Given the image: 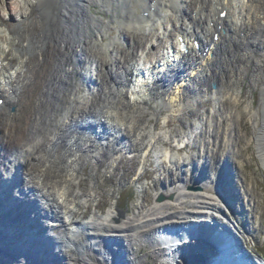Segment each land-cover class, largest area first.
I'll return each mask as SVG.
<instances>
[{
  "label": "bare ground",
  "instance_id": "obj_1",
  "mask_svg": "<svg viewBox=\"0 0 264 264\" xmlns=\"http://www.w3.org/2000/svg\"><path fill=\"white\" fill-rule=\"evenodd\" d=\"M136 1L142 9L144 8L143 14L138 13L133 0H0V9L3 11L2 16L0 14V96L5 99L4 103L0 104V165H6L9 170L15 168V180L19 175L23 177V189H16V192H25L27 189L34 196L40 195L52 200L56 199L57 189V199L60 206L64 207L65 215L75 220L73 228L68 232H61L60 235L42 231L46 239L44 244H33L18 235L15 238L20 244V249L9 246L10 241H0V264H111V261L100 253L102 249L108 252L113 250L116 254L118 252L121 257L127 256L130 264H146V257L150 254H154V264H210V261H215L211 252L214 244H218L222 238L217 224L222 229L226 228L217 219L215 221V217L225 219L226 204L232 201L225 196V193L229 194L227 183L222 190H216L208 181L200 182L202 176L199 181H193L192 187L178 184L168 189L163 186L159 190L165 196L163 200H155L145 213L136 212L135 216L122 223V220L114 222L115 219L118 220L116 213L120 210L117 206L110 207L107 214L94 221V224L91 220L93 216L84 221L78 218L83 214L82 196L73 194V200L69 202L68 190L78 183V169L85 167L91 158L97 159L102 145L104 146L113 135V132H110L108 137L106 132L98 131L93 126L86 128L83 123L84 114L94 112L98 116L100 126L120 132L127 123H137L135 114L143 105L148 107L145 96H150L152 91L162 88L163 92L170 93L174 89L170 99L163 102L164 107L176 111L177 108L184 107L183 91L188 84L193 82L198 87V90H192L193 93L201 89L208 90L207 82L210 78L207 73H214L223 67V64H215L214 71L210 69L216 55H219L220 59L224 57L225 45L231 44L235 47L237 43V48L243 52L241 55L232 54V57L228 55L232 59L231 63L236 64L237 71L242 75L245 72L247 74L249 59L258 45H261V51H264V41L260 35L264 31V17L261 15L264 4L263 8H258L262 2L260 0H209V3L207 0ZM184 4L186 7L183 10ZM216 4L229 8L226 19L216 22L224 23V32L219 41L221 49L213 42L211 36L215 31L211 21L212 13L218 8ZM188 9L191 13L198 9L199 17L192 15V19L187 21V15H181V12L188 13ZM109 14L112 15L111 18L108 17ZM14 18L18 20L13 21ZM201 21L205 23L202 26ZM112 28L117 34H112ZM245 28L246 34L241 38L240 30ZM122 30L125 31L124 35ZM19 33L24 36H17ZM181 35L190 43L200 38L203 50L209 46L208 56L200 55L192 43L190 52L183 53L179 49L178 41ZM169 50H173L169 55L175 56V60L165 56ZM134 51L136 56L127 61L129 67L126 69L123 62L126 61L127 55L133 54ZM79 54L83 56L82 62ZM133 64H136L134 68L131 67ZM258 65L264 67V57L259 59ZM103 68H106L104 72ZM119 71L127 78H122ZM137 72L140 74L136 77ZM168 73L181 76L182 82L172 89H167L172 81ZM241 74V77L237 78L232 75L229 85H224L223 80L218 79L219 90L215 92L216 94L221 91L218 107L220 112L216 124L225 118L228 121V126L222 131L227 137L224 139L226 146L231 149L234 148L235 134L238 132L236 126L239 124L241 112L234 111L233 108L225 109L224 98L228 95L239 101L241 86L237 83L242 78ZM129 75H133L132 80H129ZM76 76L80 78L76 79ZM115 78H118L120 87L118 90L114 88L113 91L109 88V83L116 80ZM89 81L94 85L89 84ZM233 90H236L237 94H234ZM261 90L262 110L258 109L255 115L259 116L262 125L256 123L255 139L257 154L264 166V87ZM59 100H62L61 105L56 108L53 103ZM98 105H101L99 109ZM130 106L133 109L131 116L125 114ZM211 112L213 111H209L203 118V123L208 121L206 146L216 147L221 142L218 137L221 131L220 128H213L215 117ZM76 114L78 117H75ZM167 116L168 114L165 117ZM200 125L201 123L198 129ZM64 126H73L76 135L63 137L61 145L55 144V147H59L56 150L54 141L57 142L58 131ZM44 138L50 141V145L53 143V148L50 147L55 155L52 152L47 153L49 161L51 164L57 161V168L60 167L65 173L64 181H61L60 186L58 184L59 187L51 182L49 183L52 185L48 186L43 181L41 172L35 176L33 174L32 183L27 181V176L33 173L32 170L36 166L33 161L42 157L38 155L37 145L44 144ZM29 143L36 145V150L35 147L31 150L24 147ZM14 150H18L19 156L14 154ZM161 156L163 159L173 158L169 150H165ZM207 160V156L204 157V161L208 162ZM222 160L225 165L230 164L228 154L223 155ZM203 167L207 169L205 163L202 169ZM18 168L20 170H17ZM46 188L47 191H44ZM185 203L192 208H187ZM196 215H201L203 219L196 220ZM119 216L122 217L121 214ZM202 222L211 226L208 232H204ZM231 222L233 220L228 224ZM161 226H165L177 240L181 239L183 245L175 243V249H171V253L161 252V235L156 231ZM233 226H236L235 223ZM171 234L167 235L170 240ZM82 235L86 236L87 242L80 240ZM2 239L0 236V240ZM16 241L14 240V243L18 244ZM48 244H53L54 247L46 248ZM90 244L99 248L94 252L96 259L84 253ZM141 245H148L152 250L145 255L141 254ZM178 245L181 247L178 248ZM27 246L34 252L26 250ZM62 246L75 248L81 257H76L75 261V257ZM111 248L113 249L110 250Z\"/></svg>",
  "mask_w": 264,
  "mask_h": 264
},
{
  "label": "rangeland",
  "instance_id": "obj_2",
  "mask_svg": "<svg viewBox=\"0 0 264 264\" xmlns=\"http://www.w3.org/2000/svg\"><path fill=\"white\" fill-rule=\"evenodd\" d=\"M208 1L209 0H207V2ZM260 2L261 4L259 3L257 7L261 9L264 0H260ZM22 3L20 4L22 5ZM134 4L138 13L143 14L144 8L142 9L136 0H133V5ZM185 7L184 4L183 10ZM0 14L2 16V9H0ZM182 14L187 15L186 19L189 21V19H192V14L196 16V11H192L191 13V10L188 9V13L186 11L185 13L181 12V15ZM108 17L111 18L112 15L109 14ZM17 20V18L13 19V21ZM238 31L239 30H237V34ZM124 32L125 31L122 30L121 33L124 35ZM112 34H117V31L113 29ZM260 35L261 39L264 41V31H262ZM17 36L22 37L24 34L19 33ZM234 37H236V35H234ZM105 40L107 41V39ZM237 47V43L235 47H232L231 44L225 45L223 49L225 53L224 57H221V59L219 55L214 57L210 66L211 71H214L215 64H223V67L218 71L215 70L214 73H207V76L210 78L207 82L209 84V87L207 86L208 90L205 89V91H202L201 89L199 92L196 91L193 93L194 89L198 90L195 83L192 82L186 86V90L183 91L184 107L182 109L177 108L176 111H171L164 107V102L169 100L170 96H172L171 91L174 90L172 88L182 82V77H179V79L171 77L172 82H170L167 88L172 89L170 93L163 92L164 89L161 88L152 91L150 96H145L148 107H144L143 105L139 110L136 108L138 111L135 114L137 119L135 125L127 123L128 125L124 126L123 129L120 127V132H115V129L110 131L107 128H103L107 135L110 132L114 133L113 136L106 141L108 145L106 146V143L104 146L102 145V149L100 150L101 153L97 156V159L91 158L85 167L78 169V171L80 170L77 180L78 183L72 188L73 190L71 188L68 190L69 202H72L73 197L71 195L73 194L82 196L83 198L81 209L83 214L78 217L79 219L82 221L89 220L91 219L90 217L93 216L91 220H93L92 222L95 224L97 220L107 214L110 207L117 206L121 212H119L120 210L117 211L116 216L118 220L115 219L114 222H120L121 220L120 223L125 222L130 219L129 217L135 216L136 212L145 213L160 196L161 192H159V190L161 187L164 186L169 189L170 187H176L178 184H186L188 187H192V185H194L193 181H199L201 179L198 172L202 171L203 178L200 182L208 181L212 185L211 187L216 190H222L224 184L227 183L229 194L226 195L225 193V196L232 200L230 203L226 204L227 218L230 217L239 224L244 237L251 242L252 247L256 250L254 252L264 257V166L257 154V142L255 139V135L257 134L255 125L256 123L257 125L261 124V122H259V116H256L255 113L258 109L259 111L262 110L263 100L261 98V89L264 87V67L261 68L258 62L260 58L264 57V51H261V45H258L249 59L247 74H245V72L242 75L237 71L238 67L236 64L233 65L231 63L232 54H243V52L241 53V49ZM133 54L127 55L126 61L124 60L125 62H123L126 69L128 68L127 61H130L132 56L135 57L136 52L134 51ZM228 55L231 57L229 58ZM80 56L82 62L83 56L79 54V57ZM105 69L106 68H103L102 72H104ZM240 74L242 78L237 83L238 86H241V90L238 93V95H240L239 101L233 100L231 96L228 97V95L224 98L225 109L228 110L233 108L234 111L239 110L241 112L238 118L239 124L236 126L238 132L235 134L234 148L231 149L226 146L224 139L226 140L227 137L222 131L228 126V121H226L225 118L220 123L217 122L216 124V119L220 112L218 107L220 106L219 97L221 91L216 94L215 92L219 90L218 84L220 79L223 80L224 85H229L231 76L236 75L237 78L241 77ZM121 75L122 78L125 77L124 74L120 72V76ZM78 78L79 76H76V79ZM115 79L116 80L110 81L111 83H109V88L112 90L115 85L114 82H118V78ZM214 84L216 87H214ZM236 92V90H233L234 94H237ZM61 101L54 102L53 106L55 105L57 106L56 108H58V106L61 105ZM76 104L79 108V104ZM100 106L101 105H98L97 108L99 109ZM127 108L125 114L131 116L133 114L131 112L133 109L131 106ZM209 111H213L211 113H213V117H215L213 118V120H215L213 128H220L221 131L220 136H218L221 142L216 147L212 145L206 146V140H208V121L203 123V118L206 117ZM167 114L168 116L166 118L165 116ZM75 117H78V115L76 114ZM117 123L118 121L116 124ZM200 123L201 125L198 129L197 127ZM72 127L64 126L58 131V137L56 138L57 142L54 141V147L56 146L55 144L61 145L62 138L69 135L68 130L72 129ZM60 135L62 137H60ZM44 139L46 140L44 144L41 143L40 146L37 145V150L39 151L38 155L42 157L36 160L37 162L33 161V163H36V166L35 169L32 170L33 173L27 176V181L32 183L34 180L33 177L41 172V174H43V181H45L48 186L52 184H55V186L59 184L60 186L64 181L65 173L62 172L63 169L60 167L57 168V164H55L57 161L53 162V164L49 161L47 153L52 152L53 143L50 145V141H48L47 138ZM50 146H52V148ZM24 147L26 149L29 148V150L35 147L34 150H36V145L30 143ZM55 148L57 150L59 147ZM165 150L171 152L173 157L172 160L170 158V160L163 159L161 155H164ZM18 153V150H14L15 155L19 156ZM52 154L55 155L54 152H52ZM225 154H228L231 169L223 164L222 157ZM202 155L203 157H201ZM206 156L209 159L207 160L208 162L203 161ZM189 162L191 164L193 163L194 167L193 164L191 168L187 167L186 163ZM201 163L207 165L206 170L198 168ZM223 168H226V170ZM227 168L229 170H227ZM13 169L16 170L15 168ZM23 169L25 170V168ZM222 169L224 172H222ZM226 171H229V173L227 174ZM41 188L43 187L41 186ZM46 190L47 189H45V191ZM55 190L56 199L48 201L50 204L47 205L50 206L51 215L54 216L59 224L57 228L55 227L53 229L55 230V234L53 231H51V233L53 235H60L61 232L65 233L73 228L72 226L75 224V220L73 219L71 222L66 221L64 207H62V205L60 206L57 199L59 198V194L57 193V189ZM38 196L41 200V196ZM187 203H189V201ZM65 205L66 203L64 206ZM186 206L187 208H192L189 207V204H186ZM34 208L36 210L38 209L37 211L39 212L43 211V207L39 204ZM118 212L122 217L119 216ZM227 218L226 220H228ZM111 222H113V220ZM109 227L110 226H108V228ZM111 232L112 229H110L109 234H111ZM80 240L87 242L85 235L80 236ZM141 246L142 247L139 249L141 254L145 255L150 249L152 250L148 245ZM94 251L93 246L90 245L84 250V253L96 259L97 255ZM69 254L75 257V261L76 257H81L80 253L75 248H71ZM153 258L154 254L153 256L151 254L147 255L146 264H154Z\"/></svg>",
  "mask_w": 264,
  "mask_h": 264
},
{
  "label": "water",
  "instance_id": "obj_3",
  "mask_svg": "<svg viewBox=\"0 0 264 264\" xmlns=\"http://www.w3.org/2000/svg\"><path fill=\"white\" fill-rule=\"evenodd\" d=\"M165 198V196L162 194V195H160V197H159V199L158 200H163ZM162 229L164 230V231H167L168 233H169V231H168V229L166 228V227H162ZM218 232V231H217ZM221 243V242H220ZM220 243H218V246L220 245ZM191 244H193V243H191ZM52 245V244H51ZM93 247H95L96 249H95V251L94 252H96V250H98V248L95 246V245H92ZM113 248H111L110 250H112ZM107 251V250H106ZM113 251V250H112ZM109 252L110 253V255H113L114 256V259H116L117 258V254H116V252L114 251V252ZM102 252H104V251H101L100 253H102ZM108 252V251H107ZM215 252H217V248L215 247V246H213V250H212V252L211 253H213V254H215ZM118 253V252H117ZM122 256V255H121ZM116 257V258H115ZM167 257V256H166ZM119 258H120V256H119ZM168 258V257H167ZM215 261H214V263H212L211 261H210V264H217V257H212ZM211 258V260H213ZM121 259V262H123V264H130L129 263V261H128V259H127V256H125V257H121L120 258Z\"/></svg>",
  "mask_w": 264,
  "mask_h": 264
}]
</instances>
